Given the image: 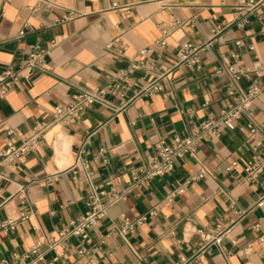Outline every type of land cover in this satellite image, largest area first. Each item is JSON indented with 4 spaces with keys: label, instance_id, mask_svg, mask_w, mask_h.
<instances>
[{
    "label": "crops",
    "instance_id": "1",
    "mask_svg": "<svg viewBox=\"0 0 264 264\" xmlns=\"http://www.w3.org/2000/svg\"><path fill=\"white\" fill-rule=\"evenodd\" d=\"M115 1L122 7H112ZM237 1L44 0L32 11L39 0H0V75L19 67L36 43L50 49V71L22 79L0 97V160L10 139L19 142L38 122L53 121L54 108L66 105L70 94L109 85L110 75L141 49L163 37L168 41L149 54L155 66L148 74H133L125 96L107 94L113 107L95 104L80 118L55 122L22 162L0 164L9 175L0 177V262L28 263L24 253L56 238L86 211L90 192L96 186L110 190L111 181L125 196L92 229L96 249L80 258L74 237L55 264H181L182 258L264 264V204H258L264 171L253 181L245 171L253 155L264 153V92L252 105L260 128L254 136L243 116L177 159L170 173L132 185V172L147 165L160 139L190 135L232 101V89L245 90L253 79L264 82V0H253L257 7L242 14ZM69 13L73 18L63 20ZM117 37L125 44L124 58L107 49ZM211 38L213 45L199 52V65L172 69L181 45ZM240 70L246 75L236 79ZM160 74L162 91L135 96ZM201 170L205 175L193 178ZM179 187L183 192L170 198ZM28 206L33 213L22 219ZM124 217L145 219L127 235L111 233ZM8 219L16 221L13 229L1 226ZM228 228L220 245L203 248L200 231ZM55 256L46 251L41 264Z\"/></svg>",
    "mask_w": 264,
    "mask_h": 264
},
{
    "label": "built area",
    "instance_id": "2",
    "mask_svg": "<svg viewBox=\"0 0 264 264\" xmlns=\"http://www.w3.org/2000/svg\"><path fill=\"white\" fill-rule=\"evenodd\" d=\"M41 1L44 0H39L36 5H32L29 8L32 11L36 10ZM258 4V2L253 0H238L236 2V9L239 14L251 12ZM112 7L119 8L122 7V5L115 1L112 3ZM73 16L74 13H69L64 16L63 20H69L73 18ZM245 22H247V20ZM21 33H24V31H21ZM167 33L168 30L164 31L165 36ZM213 42L214 39L211 38L202 44H194L192 42L184 43L179 47L175 55L172 69L183 65H199V52L210 48L213 45ZM53 44H55V42H53ZM167 44V38L163 37L156 40L154 45L141 49L135 59L129 60L126 65L119 67L110 75L109 85L83 89L80 92L70 94L69 102L66 105H57L54 108L53 121L38 122L31 129L30 134L21 137L19 142L16 139H10L7 142L6 148L1 153L0 164L10 168L14 164L22 162L30 151H34L39 147L45 132L55 122L80 118L86 109L95 104L113 107L107 94L125 96L127 89L131 86L129 80L137 70H143L145 74H148V72L154 68L155 60L149 57V54L155 52L156 47H165ZM107 49L113 50V52L120 58L126 57L125 44L121 41L120 37L110 41L107 44ZM49 53L50 49L44 48L40 43H36L33 45V50L28 55L27 59L22 62L19 67H10L3 71L0 75V97H5L22 79L29 78L36 72L45 73L50 71L46 60ZM257 67L261 68V65H257L255 68ZM246 72L247 71L240 70L235 73L234 77L240 79L243 75H246ZM163 76L164 74H160L155 80L140 88L135 96L141 94L152 95L162 91L164 87L159 80ZM263 92L264 82H260L258 79H253L245 90H240L238 88L232 89L230 91L232 101L220 111L219 115L208 117L203 120L190 135L184 137L174 135L169 140L160 139L156 144V151L148 161L147 165L139 169L137 172H132V185H148L153 178L170 173L174 169L177 159L188 153H195L199 143L204 138L219 136L225 127L241 119L243 116H247V125L250 129L251 136H254L260 128L254 121L252 105L254 100ZM132 100L133 99H131V101ZM11 132V130H8V133ZM78 161L82 163L85 168H89V163L83 159L82 156H79ZM232 166L228 168L231 169ZM245 171L249 180H255L259 174L264 171V153H256L253 155V157L247 161ZM204 175L205 171L201 170L200 173L193 178L203 177ZM8 176L7 171L0 172L1 178L9 180ZM108 184L111 188L110 190L102 188V186H96L90 192L86 202V211L76 219L72 220L65 228L61 229L56 238L45 239L44 241L38 242L33 245L29 251L24 253L23 257L30 259V261L25 264H41L45 262L46 251L50 250L56 252V256L52 261L48 262V264H55V262L64 255L66 249L70 246L71 239L74 237L78 238L80 241V246L77 249L78 256L80 258L89 256L90 253L96 249L91 235L92 229L100 223L101 219L107 214L108 209L125 196V192L117 191L111 181L108 182ZM183 190V187H179L173 191L169 197L172 198L183 192ZM258 204H264V195L261 197ZM237 212L242 213L240 210ZM32 213V206L26 207V211L22 214V219L27 218L29 214ZM144 219L145 217L136 220L131 219L130 217H124L121 223L116 225L111 233L127 235L134 232L137 225L142 223ZM15 223L16 221L14 219H8L4 221L1 226L13 229ZM219 227L220 225H218L217 228ZM258 227L259 225H256V228ZM229 230L230 229L228 228L216 234L200 231L201 238L205 242L203 248L206 249L212 244L220 245ZM42 245H47V250L42 251ZM19 257L20 255L16 253L14 254L15 259H18ZM181 261V264H194L193 262H195L196 259L182 258ZM0 264H6V261L2 260Z\"/></svg>",
    "mask_w": 264,
    "mask_h": 264
}]
</instances>
